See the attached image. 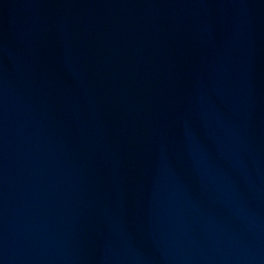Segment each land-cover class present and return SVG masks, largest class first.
Masks as SVG:
<instances>
[{"label": "water", "instance_id": "obj_1", "mask_svg": "<svg viewBox=\"0 0 264 264\" xmlns=\"http://www.w3.org/2000/svg\"><path fill=\"white\" fill-rule=\"evenodd\" d=\"M0 264H264V30L2 219Z\"/></svg>", "mask_w": 264, "mask_h": 264}]
</instances>
